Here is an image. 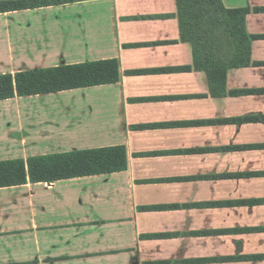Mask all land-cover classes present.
Here are the masks:
<instances>
[{
    "label": "crops",
    "instance_id": "1",
    "mask_svg": "<svg viewBox=\"0 0 264 264\" xmlns=\"http://www.w3.org/2000/svg\"><path fill=\"white\" fill-rule=\"evenodd\" d=\"M222 2L249 10L254 37L251 64L226 73L194 69L177 0L0 14V75L108 60L121 73L0 101L18 108L0 111V162L128 156L123 172L0 188V264H264V0Z\"/></svg>",
    "mask_w": 264,
    "mask_h": 264
},
{
    "label": "trees",
    "instance_id": "2",
    "mask_svg": "<svg viewBox=\"0 0 264 264\" xmlns=\"http://www.w3.org/2000/svg\"><path fill=\"white\" fill-rule=\"evenodd\" d=\"M84 0H0V14ZM181 40L193 51L194 69L208 71L251 64L254 37L246 30L248 9H227L222 0H177ZM116 60L62 65L0 75V101L120 82ZM237 94V93H236ZM125 147L76 151L0 162V188L126 171Z\"/></svg>",
    "mask_w": 264,
    "mask_h": 264
},
{
    "label": "rangeland",
    "instance_id": "3",
    "mask_svg": "<svg viewBox=\"0 0 264 264\" xmlns=\"http://www.w3.org/2000/svg\"><path fill=\"white\" fill-rule=\"evenodd\" d=\"M1 46V45H0ZM34 102L32 100L30 101H25V102H21L20 103V107H19V110H21V113H26V114H29V110L34 107V106H38L37 104L33 105ZM0 111H4V112H12V113H18V108H17V104H11V106L9 107H1L0 108ZM37 113H40V116H43V117H46L44 114H47L46 111L43 109V110H40V111H35Z\"/></svg>",
    "mask_w": 264,
    "mask_h": 264
}]
</instances>
